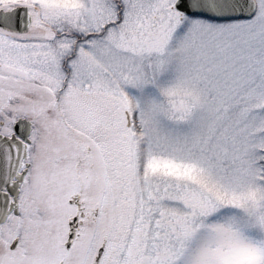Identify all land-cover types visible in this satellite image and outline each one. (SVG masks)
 Listing matches in <instances>:
<instances>
[{"label": "snow or ice", "instance_id": "snow-or-ice-1", "mask_svg": "<svg viewBox=\"0 0 264 264\" xmlns=\"http://www.w3.org/2000/svg\"><path fill=\"white\" fill-rule=\"evenodd\" d=\"M0 264H264V0H0Z\"/></svg>", "mask_w": 264, "mask_h": 264}]
</instances>
